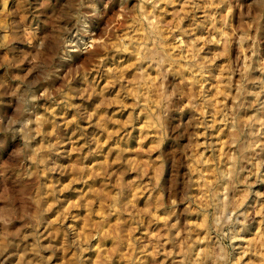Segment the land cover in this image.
Wrapping results in <instances>:
<instances>
[{"label": "clouds", "instance_id": "obj_1", "mask_svg": "<svg viewBox=\"0 0 264 264\" xmlns=\"http://www.w3.org/2000/svg\"><path fill=\"white\" fill-rule=\"evenodd\" d=\"M0 264H264V0H0Z\"/></svg>", "mask_w": 264, "mask_h": 264}]
</instances>
